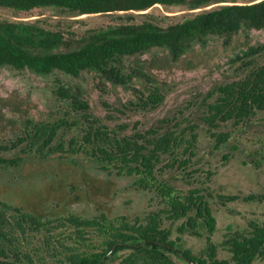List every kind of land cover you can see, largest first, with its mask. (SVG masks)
Segmentation results:
<instances>
[{
	"label": "trees",
	"instance_id": "1",
	"mask_svg": "<svg viewBox=\"0 0 264 264\" xmlns=\"http://www.w3.org/2000/svg\"><path fill=\"white\" fill-rule=\"evenodd\" d=\"M156 5L200 11L162 26L152 15L142 13ZM38 8L64 10L72 16L130 15L77 39L37 21L0 20V70L37 76L58 72L72 78L91 72L102 82L125 88H131L133 79H140L145 81V89L132 88L134 103L146 111L157 109L165 94L149 75L126 64V58L163 49L177 61L195 44L204 45L208 37L222 39L227 45L241 30L264 29V0L243 4L233 0H0V9L29 12ZM260 52L264 45L250 49L245 56ZM52 91L80 116L78 135L63 139L60 131L72 127L63 119L53 123L27 120L20 135L0 147V151L19 152L20 156L0 159V166L17 167L21 156L49 160L80 154L99 171L132 178L134 189L151 194L152 209L133 218L103 213L41 217L0 200V264H264V221H249L248 230L226 233L221 246L229 257H218L212 241L216 219L211 201L225 206L241 197L214 195L209 187L211 174L204 172L201 177L191 169L197 143L194 124L181 127L179 122L165 119L144 132L119 134L90 112L78 90L71 91L54 80ZM210 96L214 99L205 104L202 121L218 150L231 138L228 132L217 131L221 126H238L264 112V64L254 66L238 81L216 87ZM242 200L263 202L264 194ZM178 222L177 235L172 238ZM200 229L205 232V246L194 253L183 246L182 237H201ZM34 239L36 243H32Z\"/></svg>",
	"mask_w": 264,
	"mask_h": 264
},
{
	"label": "rangeland",
	"instance_id": "2",
	"mask_svg": "<svg viewBox=\"0 0 264 264\" xmlns=\"http://www.w3.org/2000/svg\"><path fill=\"white\" fill-rule=\"evenodd\" d=\"M243 4L255 0H233ZM200 10L184 6L156 5L142 12L152 15L162 26L182 21ZM134 13V12H133ZM136 14V13H134ZM130 13H110L72 16L64 10L38 8L29 12L0 9V20L37 21L48 29H59L66 37L80 38L92 29L106 28L122 22ZM139 18H136L138 21ZM264 45V29L241 30L229 44L222 39L208 37L206 43L195 44L177 61H172L163 49H152L125 59V63L140 69L154 79L165 94L163 103L154 110H140L132 88L145 89V81L133 79L130 87L113 86L102 82L95 73L84 72L77 78L55 72L37 76L10 69L0 70V147L20 135L26 121L53 123L63 119L72 125L60 131L68 141L78 135L80 116L73 113L68 102L53 94V82L78 90L90 106V112L102 124L119 134L144 132L161 120L196 126V155L191 169L203 177L211 174L209 187L214 195H239L241 199L222 206L211 201L216 219L212 236L218 257L229 254L221 243L226 233L248 230V222L264 221V201L246 202L248 195L264 194V112H257L249 122L234 126L228 123L217 131L228 132L230 140L218 150L209 138L202 121L205 104L211 102L213 90L245 77L254 66L264 64V52L245 56L250 49ZM20 156L19 152L0 151V159ZM17 167L0 166V200L20 206L41 217H57L69 213L83 216L106 214L133 218L149 207L151 194L132 187V178H118L99 171L80 154L65 158L54 156L40 160L34 155L21 156ZM182 187L181 183H177ZM173 226L172 238L176 234ZM201 237L184 235L183 246L199 253L205 246V232ZM37 242V239L32 241ZM31 243V244H32ZM29 244V247L32 245ZM107 264H118L117 261ZM179 264H187L179 262ZM254 264H261L256 261Z\"/></svg>",
	"mask_w": 264,
	"mask_h": 264
}]
</instances>
